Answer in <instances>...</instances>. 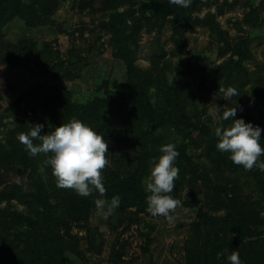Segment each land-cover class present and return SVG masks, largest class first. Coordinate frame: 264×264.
<instances>
[{
  "label": "rangeland",
  "instance_id": "1",
  "mask_svg": "<svg viewBox=\"0 0 264 264\" xmlns=\"http://www.w3.org/2000/svg\"><path fill=\"white\" fill-rule=\"evenodd\" d=\"M18 1L0 0V264L34 244L33 264H264V0L181 21L149 0ZM66 94L117 100L101 128Z\"/></svg>",
  "mask_w": 264,
  "mask_h": 264
},
{
  "label": "trees",
  "instance_id": "2",
  "mask_svg": "<svg viewBox=\"0 0 264 264\" xmlns=\"http://www.w3.org/2000/svg\"><path fill=\"white\" fill-rule=\"evenodd\" d=\"M4 1H6L7 3H10V5H7V8L5 9V10H10V9H13L14 10V12L17 10V8H18V12L20 11V9H21V7L20 6H18V0H4ZM122 1L121 0H116V4H120ZM33 3H35V2H33ZM32 5V4H31ZM35 8H39V7H35ZM25 19H28L27 17H25ZM45 65V64H44ZM70 96H71V94H69L68 96H67V94L66 95H63L61 98L63 99V101L62 102H65V104H66V102H67V104L68 105H70L71 107L73 106V107H75V108H77V109H79L80 110V115H79V117L80 118H78L79 120H81V121H83L84 123H85V125L87 126L88 124L90 125L91 123H95V124H98V127H101V128H103V127H105V126H102V122L105 120V116H104V114H103V107L104 106H108L109 104H108V101H116L117 99H115L114 97L113 98H109V99H106L105 101H101V102H97V101H95L96 99H92V100H90L87 104H77V105H75V104H73V102H72V100L70 99ZM64 104V107L66 108V105ZM127 106H128V104H127ZM128 108L129 107H126V111H128L129 112V110H130V112H134L132 109H129L128 110ZM135 108H136V110L138 111V109H139V105H138V103L136 102L135 103ZM69 110H66L64 113H66V112H68ZM137 111L135 112L136 113V115H137ZM84 114V115H83ZM82 115H83V117L84 118H86V119H84L83 117H82ZM138 116V115H137ZM141 120H144L143 118H140ZM130 120H131V117L130 118H128V122H130ZM156 120H158V122L160 121L159 119H156ZM131 122L132 123H134V121H132L131 120ZM137 122V121H136ZM135 124V123H134ZM92 125V124H91ZM133 125V124H132ZM136 125H139V126H141V124H136ZM134 126V125H133ZM142 127V126H141ZM101 128H99V129H101ZM142 128L144 129L143 131H144V133H142L141 131H142ZM140 130H137L136 128V130L137 131H135V130H133V129H130V130H128V132H126L127 133V135H129L130 136V134L131 135H133V136H138L139 137V134L140 133H142V135H140V137H143V138H146L147 137V133H152V130H150V128H149V126H145L144 127V125H143V127H142ZM130 132H132V133H130ZM64 211H65V209H64ZM66 212V211H65ZM197 215H198V213H197ZM199 216L200 215H198L197 216V220H200L199 219ZM193 224V223H192ZM196 224V223H195ZM248 224V223H247ZM197 225V224H196ZM247 228H248V226H247ZM242 229L244 230V225L242 226ZM197 233L199 234V236H200V238H201V240H202V237H201V231L200 230H198L197 231ZM47 236V233L46 232H43L39 237L40 238H42V239H44L45 237ZM57 237L56 236H53L52 235V233H51V235H50V239H49V241L50 242H52V241H57ZM205 241V239L204 240H202V242H204ZM35 246H37V245H33V247H32V250H26V251H24L25 252V261H26V264H33V261L35 262V261H42V258H41V256H38V257H34V254L32 253V251L33 250H35V248H36V251H41L42 250V247L43 246H45V245H41V246H38V247H35ZM257 247L259 248V249H261L262 250V248L264 247V244H257ZM7 250H9L8 249V247H7V245H5V242H4V237L3 236H1L0 235V254H2V253H4V252H6ZM26 254H28V255H26ZM214 255V254H213ZM37 264H39L38 262H37ZM255 264V263H254Z\"/></svg>",
  "mask_w": 264,
  "mask_h": 264
},
{
  "label": "water",
  "instance_id": "3",
  "mask_svg": "<svg viewBox=\"0 0 264 264\" xmlns=\"http://www.w3.org/2000/svg\"><path fill=\"white\" fill-rule=\"evenodd\" d=\"M197 1L199 0H166L161 2L149 0L147 4L152 11L173 13L176 20L181 21L186 17L185 10L191 9Z\"/></svg>",
  "mask_w": 264,
  "mask_h": 264
}]
</instances>
